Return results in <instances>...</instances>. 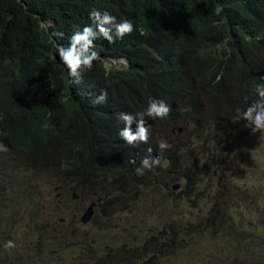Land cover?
<instances>
[{
    "label": "trees",
    "instance_id": "trees-1",
    "mask_svg": "<svg viewBox=\"0 0 264 264\" xmlns=\"http://www.w3.org/2000/svg\"><path fill=\"white\" fill-rule=\"evenodd\" d=\"M94 9L131 20L134 31L115 38L113 30V42L98 37L99 55L77 83L59 50L76 30L95 27ZM121 58L130 65H108ZM258 85H264V0H0V145L62 169L85 189H104L109 174L113 181L149 178L135 170L143 157L162 154L152 124L186 122L216 136L208 117L231 121L259 98ZM102 90L107 102L94 104ZM150 98L165 100L171 113L163 120L145 116L148 142L129 145L119 136L120 114L144 112ZM2 163L0 155V175Z\"/></svg>",
    "mask_w": 264,
    "mask_h": 264
},
{
    "label": "rangeland",
    "instance_id": "rangeland-1",
    "mask_svg": "<svg viewBox=\"0 0 264 264\" xmlns=\"http://www.w3.org/2000/svg\"><path fill=\"white\" fill-rule=\"evenodd\" d=\"M237 113L208 117L216 136L186 122L152 124L153 142L169 145L160 164L138 183L109 174L104 189H85L22 151L1 152L0 264H264V133ZM169 236L171 246L145 248Z\"/></svg>",
    "mask_w": 264,
    "mask_h": 264
},
{
    "label": "clouds",
    "instance_id": "clouds-1",
    "mask_svg": "<svg viewBox=\"0 0 264 264\" xmlns=\"http://www.w3.org/2000/svg\"><path fill=\"white\" fill-rule=\"evenodd\" d=\"M93 26H84L76 30L70 37L69 46L59 50V56L62 62L69 69V74L74 81L79 83L82 80L83 72L93 67V61L97 59L99 53L95 48V40L103 37L109 42L115 38H123L126 34L134 31V24L131 20L122 19L117 22L116 17L109 12L92 10L89 13ZM126 64V61L124 62ZM258 99L254 100L243 113V120L247 121L246 127H251L252 132L257 131L264 133V85H258L255 89ZM107 91L102 90L100 95L93 100L94 104L107 102ZM171 113V106L163 99L150 98L148 106L142 113L131 114L121 113L120 118L124 121L125 127L119 132V136L129 145L138 143H147L149 139V127L146 124L145 116L152 119H165ZM136 125L135 131L132 125ZM158 147L166 149L169 147L166 141L161 140ZM0 151H7V148L0 145ZM151 151V149H149ZM160 160L158 157H145L141 161V166L136 168L137 175H143L144 171L151 170L158 166ZM62 167L64 165L62 164ZM14 241H7L5 248L11 250L14 248Z\"/></svg>",
    "mask_w": 264,
    "mask_h": 264
},
{
    "label": "water",
    "instance_id": "water-1",
    "mask_svg": "<svg viewBox=\"0 0 264 264\" xmlns=\"http://www.w3.org/2000/svg\"><path fill=\"white\" fill-rule=\"evenodd\" d=\"M76 197V196H75ZM101 202V198L97 201H92L87 210H85L83 216L81 217L82 223H87L92 219L95 207Z\"/></svg>",
    "mask_w": 264,
    "mask_h": 264
}]
</instances>
